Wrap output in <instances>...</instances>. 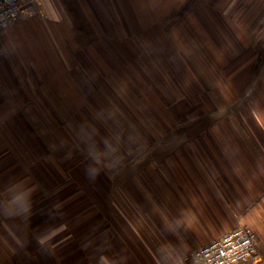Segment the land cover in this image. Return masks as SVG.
<instances>
[{
  "label": "crops",
  "instance_id": "1",
  "mask_svg": "<svg viewBox=\"0 0 264 264\" xmlns=\"http://www.w3.org/2000/svg\"><path fill=\"white\" fill-rule=\"evenodd\" d=\"M23 1L20 21L0 31V264H186L193 249L243 224L257 234L256 254L236 264H264L262 140L201 128L182 131L180 144L140 145L138 132L150 129L139 126L138 73L149 67L135 63L146 56L168 73L173 58L184 60L187 73L174 83L186 101L189 80L199 89L191 64L199 66L174 41L204 53L205 29L212 63L219 51L230 61L239 25H252L249 10L264 9V0ZM105 41L127 65L113 83ZM148 74L147 89L163 87ZM95 92L132 125L126 144L79 133L75 121L90 115Z\"/></svg>",
  "mask_w": 264,
  "mask_h": 264
},
{
  "label": "rangeland",
  "instance_id": "2",
  "mask_svg": "<svg viewBox=\"0 0 264 264\" xmlns=\"http://www.w3.org/2000/svg\"><path fill=\"white\" fill-rule=\"evenodd\" d=\"M249 12L251 14L249 21L252 25H239L240 38L238 39L239 47L237 48L239 51L233 54L230 61H228V58H226L219 51V59H217V62L215 61V63H212V60L208 57V55L210 54V50L212 48L215 49V44L205 29L200 28V36L203 37V39L198 40L203 43L199 44V46L201 49H204V53L201 52L202 50L198 51L189 41H174V43H176V50L181 53H186L188 50L189 54L194 55V59L198 64L199 69H201L199 70L194 63L191 64V68L195 73L193 76L198 79L199 89H192V87H190L191 81L189 80V88H187L188 94L186 95L191 97H189V99L187 98L186 101L185 99L178 97L177 94L181 91L174 83L178 82L176 80L183 75L182 73H187L184 69L187 63H185L184 60L173 58L176 65L172 67L167 65V67L169 66L168 73H160L157 68L154 67L152 62H149L146 56H139V58L135 59V63L138 66L142 63L145 67H149L148 72L145 69H142L143 74L138 73L140 76L138 108L140 120L139 126L145 129H149L153 126L162 129L166 125L169 126V130H171L169 133H164L163 135L161 134V136H157L155 138L151 137L148 142H143L139 138L140 145H154L155 143H160V145L163 146L166 145V143H169L164 140L171 138L173 144H180L183 139V136H180L182 131L185 129L192 130L201 128L226 130V133L229 134L233 141L241 139L240 141L245 144L258 143V140L261 139V145H264V137H258L259 139H257L254 135L255 131L254 133L252 132L253 130H264V79H261V76L264 75V25L259 26L260 22L264 19V9L252 8ZM145 42L149 43L147 41ZM105 44H112L117 52L116 55L112 49H108L110 53L112 51V56H109L108 60L116 69V72L108 73L109 80L111 82L112 80L120 81L121 70L122 68L125 70L127 65L123 63L121 55L113 42L107 41ZM97 45H102V43L97 42ZM151 47L154 48L156 46L152 45ZM92 48L94 49L95 54L96 46H92ZM162 49H166V47L161 46L159 48L160 52ZM207 49L209 52L207 51L206 53ZM196 51L198 54H196ZM95 58L96 60L99 59L96 56ZM102 64L104 63L102 62ZM251 64L253 66L252 72L254 73L251 75L246 74ZM98 65L100 64L98 63ZM149 72L152 76L156 75V79L158 78L157 75L161 77V80L157 79L158 81L160 80L159 82L163 85V87L159 90H149L146 88V85H148V78L150 77L148 74ZM99 75L104 76L105 74ZM167 75L170 76L167 77ZM251 76L252 81L250 83L248 78ZM168 81L173 82V85L170 86ZM92 83L94 84L90 86V88L93 87L91 91L95 88L94 85L96 81L92 79ZM206 84H209L211 88H206L207 90L205 88L202 89V86H206ZM123 89L129 91L130 86L126 85ZM208 91H210L209 95H207ZM92 97L100 96L95 92ZM119 97H123L122 94H120ZM183 97H185V95H183L182 98ZM208 97H210V99ZM91 101H93V99ZM101 106L103 109L105 108V110H107L104 105ZM165 107L172 110L175 115V119L174 117L171 119L168 116H165L167 111ZM89 112V116H80L82 119L77 117L76 119H81V121H75L79 133L84 136L83 139L85 140L90 139L89 134L86 131H93L96 130V128L102 129V126H104L102 118L97 119V117L92 116V112H94V110L91 105L86 106L85 113ZM131 112V110L126 111V113ZM108 116L113 118L112 120L110 118L108 120L105 119V126L108 130L109 127L107 123L112 126L113 124H118L121 129L122 123H128L126 120L121 118L119 110H110ZM87 118L89 120L91 118L95 121L98 120L100 123L95 125L89 122L87 130L84 127V124L88 122ZM136 119L138 120V117ZM163 123H165V125ZM139 126L138 128H140ZM120 128L119 131H121ZM240 129H245V131H247V136L244 137L243 133L235 132ZM122 130L126 133L124 129ZM150 155L153 157L154 155L156 156V153H151ZM145 160L146 161L144 162L147 164L148 161L146 157ZM89 172V177L93 176L94 179L97 178L92 169H90Z\"/></svg>",
  "mask_w": 264,
  "mask_h": 264
},
{
  "label": "built area",
  "instance_id": "3",
  "mask_svg": "<svg viewBox=\"0 0 264 264\" xmlns=\"http://www.w3.org/2000/svg\"><path fill=\"white\" fill-rule=\"evenodd\" d=\"M23 0H0V31L21 18ZM257 235L249 225H239L224 235L192 250L185 256L188 264H236L256 254Z\"/></svg>",
  "mask_w": 264,
  "mask_h": 264
},
{
  "label": "trees",
  "instance_id": "4",
  "mask_svg": "<svg viewBox=\"0 0 264 264\" xmlns=\"http://www.w3.org/2000/svg\"><path fill=\"white\" fill-rule=\"evenodd\" d=\"M105 42H107V41H105ZM105 42H104V44H105ZM105 47H106L107 50L108 49L111 50L109 44H105ZM92 50L94 52V49H92ZM111 53H112V51H111ZM97 58H99L98 60H100L101 62L106 63L101 56H97ZM119 58H120V56H119ZM124 58L125 57H122L121 56V59L122 60ZM106 59H107V64L111 65L110 62H109V60H108L109 57L106 58ZM110 59H112V58H110ZM157 77L158 78H161L158 75H157ZM108 103L109 102H106L101 97H94L93 98V101L90 100V102H89L88 105H91L93 107V110H94V112H92V116L93 117H97V119L102 118V121L104 123V126H102V129L101 128H99V129L96 128V130L90 131V130L87 129V127L89 126V122H91V123H93L95 125L98 124V123H100V122L98 120L95 121L92 118L90 120L87 119L88 122L84 124V127L88 130L86 132L89 134V137H90L89 140H92L93 141V140L97 139V141H98V142H96L97 144H109V145L110 144H113V143H116L117 141H120V142L123 141V142H125L124 139L126 138L127 135L130 138L129 135H131V132L133 130L132 129V125L130 123H122V129H124L125 132H126V133H124L123 130L118 126L117 123H116L117 125H114L113 124V126L111 124L107 123L108 124V127H109V130H108V128L105 126V119L108 120L110 118L108 116V113H109L110 110L114 109L112 107V105L110 103L109 104ZM101 105H104V107H106L107 110H105V108L103 109ZM165 108L167 110L165 116H168L171 119H173V117H174V119H175V115L172 112V110H170L168 107H165ZM105 114H106V118H105ZM110 119L112 120L113 118H110ZM76 121H79V120H76ZM163 124L165 125V123H163ZM148 125H149V122H148ZM119 128L121 129V131H119ZM169 128L170 127L169 126H166V125L162 129H159V128H156V127L153 126V127L149 128L150 129L149 130L150 131V136H146V134H144L142 132H138V135H139V138L141 139V141L148 142L151 137L155 138L157 136H161V134L163 135L164 133H167V131L169 130ZM129 131H130V133H129ZM105 133H107L108 136L105 135ZM125 144H126V142H125Z\"/></svg>",
  "mask_w": 264,
  "mask_h": 264
}]
</instances>
